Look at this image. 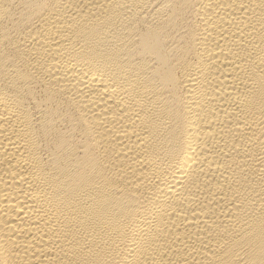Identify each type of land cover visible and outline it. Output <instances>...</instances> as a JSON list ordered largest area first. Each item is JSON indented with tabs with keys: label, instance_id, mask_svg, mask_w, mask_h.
Returning a JSON list of instances; mask_svg holds the SVG:
<instances>
[{
	"label": "bare ground",
	"instance_id": "bare-ground-1",
	"mask_svg": "<svg viewBox=\"0 0 264 264\" xmlns=\"http://www.w3.org/2000/svg\"><path fill=\"white\" fill-rule=\"evenodd\" d=\"M0 264H264V0H0Z\"/></svg>",
	"mask_w": 264,
	"mask_h": 264
}]
</instances>
